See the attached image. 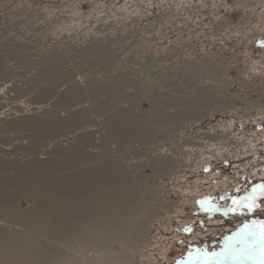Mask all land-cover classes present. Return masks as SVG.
<instances>
[{
    "label": "rangeland",
    "instance_id": "1",
    "mask_svg": "<svg viewBox=\"0 0 264 264\" xmlns=\"http://www.w3.org/2000/svg\"><path fill=\"white\" fill-rule=\"evenodd\" d=\"M261 185L264 0H0V264H241Z\"/></svg>",
    "mask_w": 264,
    "mask_h": 264
},
{
    "label": "snow or ice",
    "instance_id": "2",
    "mask_svg": "<svg viewBox=\"0 0 264 264\" xmlns=\"http://www.w3.org/2000/svg\"><path fill=\"white\" fill-rule=\"evenodd\" d=\"M260 189L259 194L264 195V185H261ZM256 195L257 190L253 189V194L243 198V200L251 201L254 204ZM233 204L241 207H249V210H251V205L248 203H241L234 199ZM235 210V208L229 209V211ZM257 238H259V248L249 244V241L257 240ZM206 255V253H199L196 257L190 256V264H195L196 260ZM220 255L225 260L232 259L234 262H241V264L246 259L259 260L260 264H264V223L261 224L259 233L256 228H250L248 225H245L239 232L234 233L231 237H227L225 240V248ZM212 256L216 257L217 254L213 253Z\"/></svg>",
    "mask_w": 264,
    "mask_h": 264
},
{
    "label": "bare ground",
    "instance_id": "3",
    "mask_svg": "<svg viewBox=\"0 0 264 264\" xmlns=\"http://www.w3.org/2000/svg\"><path fill=\"white\" fill-rule=\"evenodd\" d=\"M34 123V122H33ZM164 171V170H163ZM165 172V171H164ZM209 177H211V176H209ZM96 179V178H95ZM90 180V179H89ZM102 180V179H101ZM98 181V180H97ZM104 185V184H103ZM51 193V192H50ZM56 195V194H55ZM98 195V194H97ZM59 196V195H58ZM62 196V195H61ZM99 196V195H98ZM52 198L54 197L55 198V200L57 201H59V199H56V197L55 196H51ZM88 197V196H87ZM85 199V198H84ZM61 200V203H63L64 202V200L63 199H60ZM70 200V199H69ZM96 200V199H95ZM67 203H68V201L66 200L65 201V206H67ZM70 203V202H69ZM74 203H70V205H73ZM57 205V204H56ZM63 206V205H62ZM74 207V206H73ZM156 214V213H155ZM108 215V214H107ZM119 215V214H118ZM110 216H114V215H110V212H109V215L107 216V217H110ZM116 216H117V213H116ZM106 217V216H105ZM119 217V216H118ZM134 217V216H133ZM127 219H129V218H127ZM139 221H141V220H139ZM123 222L122 221H120L119 222V224H122ZM125 223H127V224H131V223H129L128 221H124V224ZM144 224V223H143ZM118 225V224H117ZM142 225V224H141ZM143 226V225H142ZM142 229V228H141ZM133 233V232H132ZM135 234V233H134ZM12 257H14V262H17L18 264H25L26 263V261L28 260L27 258H29L30 257V254H27L24 250H19V251H15V252H13L12 253ZM10 258V257H9ZM30 259V258H29ZM29 261V260H28ZM13 262V263H14ZM32 262H33V260H32ZM31 262V263H32ZM6 264H12L11 263V260L10 259H7L6 260V262H5Z\"/></svg>",
    "mask_w": 264,
    "mask_h": 264
},
{
    "label": "trees",
    "instance_id": "4",
    "mask_svg": "<svg viewBox=\"0 0 264 264\" xmlns=\"http://www.w3.org/2000/svg\"><path fill=\"white\" fill-rule=\"evenodd\" d=\"M195 264H222L219 260L216 262L207 261V263H204L202 261H196Z\"/></svg>",
    "mask_w": 264,
    "mask_h": 264
}]
</instances>
